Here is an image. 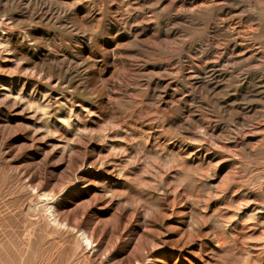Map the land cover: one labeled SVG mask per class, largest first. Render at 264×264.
Returning <instances> with one entry per match:
<instances>
[{"label":"rangeland","instance_id":"rangeland-1","mask_svg":"<svg viewBox=\"0 0 264 264\" xmlns=\"http://www.w3.org/2000/svg\"><path fill=\"white\" fill-rule=\"evenodd\" d=\"M77 179L115 264L144 226L146 264H264V0H0V264Z\"/></svg>","mask_w":264,"mask_h":264},{"label":"bare ground","instance_id":"bare-ground-1","mask_svg":"<svg viewBox=\"0 0 264 264\" xmlns=\"http://www.w3.org/2000/svg\"><path fill=\"white\" fill-rule=\"evenodd\" d=\"M88 170H89V168L81 169L77 176L80 175L81 180H82V177L86 174V172ZM72 179L70 180V182L72 181ZM78 179L75 182H73L71 185H69L68 187L66 186L67 191L72 192V195L69 196V198L67 199V202H65V203L59 201V198H60L62 192L60 193L59 198L57 196H55L54 194L43 192V194H41V195L38 194V195H40V196L37 195L38 197L34 196L33 200H32V198H30L31 199L30 202L27 203V204H29V205H27L28 210L33 213V214L32 213L31 214L35 215V218L41 217L43 228L45 230H50L51 232H54V231L56 232L57 228L61 229L64 227V230L62 229L63 232L61 233L59 240L56 239V241H59V242H58V245H56V246L54 245V247H53L54 250L51 253V255L46 259V262H41L38 264H60V261H61V259L59 257L60 250H62V248L65 244H70V243L74 244V245H72L73 256L75 259L78 260V262H82L84 264H115V262H113V260H112V251L114 249V246L113 245L108 246L106 244L107 241L105 242L104 240L100 239V231L103 230L102 229L103 227L107 226L106 225L107 223L105 224V222H103L101 220L100 215H98L96 213L89 214L88 219L85 222V226H83L82 228L80 225L76 226V228H73V227L70 228L71 226L68 227L70 225V224H68L70 217H72L74 220L76 219L77 221L83 220L84 216L87 213V208L85 207L86 203H84V202L89 201L88 196L90 195V191L92 190L88 183H84L83 181H80ZM19 184H21V183H19ZM68 184H69V182H68ZM16 187H17V185H16ZM29 197H32V196H29ZM27 207H25V208H27ZM79 207H81L80 213L77 212V209ZM26 211H27V209H25V212ZM21 212H22V210H21ZM26 215H28V218L34 217L32 215H29L28 212H26ZM30 216H32V217H30ZM34 219H32V220H34ZM60 223H63L64 226H62V224L60 225ZM31 224H32V222H31ZM39 225H37V226H39ZM34 226H36V224H34ZM37 226L34 227L33 230L27 231L28 233H26V234H28L27 235L28 240H27L26 246L27 245L30 246V244L32 243V241H33L32 236L33 235L39 236V238L41 237V235L39 233L41 231L36 233V229L38 228ZM59 226H62V227H59ZM73 226H75V225H73ZM110 228H111V226H110ZM74 232L77 233V235ZM46 236H48V235H46ZM125 236L128 237V235H125ZM33 238H34V236H33ZM155 238H156L155 235L153 234V232L150 231V229L147 228V226L146 227L144 226V229L143 228L136 229V232H133L129 236V238H127L126 242L124 243V245L122 247V251H121V256L122 255L123 256H125V255L131 256L132 259L137 264H146L148 262L150 263L152 261L151 257L152 256L154 257L156 255L155 254L156 250L151 245H150L151 247H148L149 245L147 246L146 243H148L149 241H152L151 243H153L154 241H156ZM155 245H156V243L154 244V246ZM139 248L142 250L138 252ZM131 257H129V258H131ZM26 258H27V255H26V253H24L21 256L20 264H24V262L26 261ZM127 260H128V258H127ZM126 263H127V261H126ZM62 264H70V263L63 262Z\"/></svg>","mask_w":264,"mask_h":264}]
</instances>
